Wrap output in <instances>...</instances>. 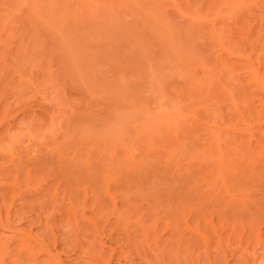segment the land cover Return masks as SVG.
<instances>
[{
  "label": "bare ground",
  "instance_id": "bare-ground-1",
  "mask_svg": "<svg viewBox=\"0 0 264 264\" xmlns=\"http://www.w3.org/2000/svg\"><path fill=\"white\" fill-rule=\"evenodd\" d=\"M32 2L36 4L35 0H0V23L3 22L0 35L8 27L5 29L8 39L15 40L24 29L28 30L27 22L41 1L34 7ZM12 40L6 44L10 46ZM6 48L0 50V58L4 53H11ZM10 49L13 51L12 46ZM10 53L9 56H15L14 52ZM6 59L3 64L0 62V117L4 119V122L0 120V264H264V176L260 177L263 171L248 178V190L245 187L242 194L244 187L242 190L235 188L237 194L230 185H226L227 191L220 186L216 191L218 184L213 186L216 190L210 185L217 179H212L211 183L205 171L204 176L208 174L209 177L200 180L201 171L198 173L190 163L185 165L187 157L181 161L184 164L173 165V158L161 162L165 156L162 158L159 154L160 160L154 158L160 148L153 143L155 152L154 145L150 146L152 140L149 146L144 143V146L135 147L138 142L132 137L130 140L137 142L134 148L130 140H126L130 147L125 146L123 138L116 134L123 126L115 130L116 125H121L113 123L110 111L99 110V119L111 121L101 120L105 123L104 127L99 122L101 129L97 128V122L96 127L89 126V121L84 124L85 116L82 117L85 120L79 114V120L73 118L74 113L60 105L63 102L61 90L53 86V79L60 78L61 74L60 77L54 75L55 78L47 75L48 70L47 74H42L49 86L44 95L37 96L39 98L34 95V104L30 105L33 97L26 96L23 82L19 80L18 83L13 78L17 73L20 76V71L15 73L17 63L10 61L9 64ZM6 87L11 88L5 90ZM51 88L56 90L50 92ZM247 91L243 93L245 97L252 95L251 99L247 97L250 104L254 92ZM253 104L255 107L256 102ZM254 107L252 105V110ZM39 111L47 115L42 116L47 121L37 128L40 124L37 118H41ZM7 114L9 118L3 117ZM254 115H251L253 119ZM85 125L94 129L89 130ZM45 128L48 132L41 131ZM205 133L198 137L206 136ZM239 181L237 184L242 185ZM230 189L234 192L228 193L232 198L221 193ZM219 192L225 199L223 195L219 197ZM211 217H216L217 224Z\"/></svg>",
  "mask_w": 264,
  "mask_h": 264
},
{
  "label": "rangeland",
  "instance_id": "rangeland-1",
  "mask_svg": "<svg viewBox=\"0 0 264 264\" xmlns=\"http://www.w3.org/2000/svg\"><path fill=\"white\" fill-rule=\"evenodd\" d=\"M35 1L36 4L41 2L37 5L32 2L33 7L36 5V14L32 11L34 15L31 14L30 21L27 22L28 30L24 29L22 35L15 37L18 39L12 40L6 35L9 34L5 30L7 25L0 35V50L7 46L15 55L13 57L9 56L10 52H3L0 62L3 64L8 58L9 61H6L9 64L10 61L17 63L15 66L20 69L17 70L14 66L15 73L20 71V76L17 73L18 76L15 74L13 78L17 82H23L24 86L21 85L27 91L26 96L28 94L33 97L32 103L29 101L30 105L34 104L33 100L37 96L45 94L49 85L42 74H47L48 70L47 75L50 74L49 77L52 78H55L54 75L60 77L61 74L60 78L53 79V86L61 90L63 104L60 103L61 98L59 103L74 113L73 118L79 120L80 116H85L86 120L82 118L85 120L84 124L89 121V126H97V122V128L101 129L104 122L111 121L109 118L105 121L103 117L99 119V110L110 111L107 112L114 118L111 119L113 123L121 125L117 127L114 124L117 128L114 129L119 130L123 126L121 129L125 130L119 131L124 136L116 132L123 138L125 146L129 148V142L132 147L137 142L135 147L144 146V143L149 146L152 140L150 146L158 144L160 148L154 158L160 160L161 156H165L161 162L173 158V165L181 164L187 157L189 161L185 160V165L190 163L198 173L201 171L200 178L198 177L200 180L210 176L208 180L212 183L217 179L218 182L212 186L209 182L213 189L216 190L217 187L216 191L219 186L220 189H227L230 185L233 191L244 187L242 194L245 187L248 190L246 184L248 185L251 176L256 177L262 171L264 173V135L261 133L264 132V0ZM40 4L44 7L39 6ZM25 31L29 33H23ZM9 40L13 41L9 42L10 46L6 44ZM15 58L18 62H15ZM49 62L52 64H46ZM51 72L54 73L53 76ZM11 87H6L5 90ZM246 88L250 93H255L251 94L256 106L254 107L253 102L250 103L254 110L250 101H247L248 96L245 97L248 92ZM55 90L51 88L50 92ZM251 96L248 98L251 99ZM256 107H260V113L263 109L261 114ZM164 111L167 114H163ZM249 113L256 117L253 119ZM41 114V118H37V123H40L37 128L47 121L46 117L45 120L42 118L45 113ZM3 117H8V114ZM1 119L3 118L0 117ZM110 123L108 124L111 125ZM191 125H195L196 129L194 126L187 128ZM197 127L201 130L205 128V132L208 130L211 135H207L208 132L205 133L204 130L199 132L200 128ZM91 129L94 127H89ZM45 130L48 132L46 128L41 131ZM185 130H190L191 133ZM211 130L215 135H212ZM171 131L172 134L169 133ZM203 133L206 136L199 138L198 134L204 135ZM178 134H181L180 137ZM131 138L137 142L133 143ZM126 140H130L127 145ZM156 145L153 146L155 152ZM160 145H163V150ZM181 148L186 152L182 150L181 153ZM2 162L6 165L5 161ZM205 171H208V177L204 176ZM262 176L264 174L261 173L260 177ZM239 180L242 185L237 184L240 183ZM214 184L218 185L214 188ZM232 190L220 192L229 196L228 193L232 194ZM220 192L219 197H222ZM213 194L211 195L215 196ZM212 219L217 224L216 217Z\"/></svg>",
  "mask_w": 264,
  "mask_h": 264
}]
</instances>
